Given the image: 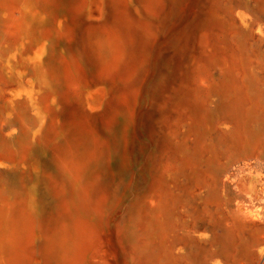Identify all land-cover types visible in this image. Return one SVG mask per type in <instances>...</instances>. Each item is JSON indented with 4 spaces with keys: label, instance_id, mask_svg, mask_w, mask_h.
Returning <instances> with one entry per match:
<instances>
[{
    "label": "bare ground",
    "instance_id": "1",
    "mask_svg": "<svg viewBox=\"0 0 264 264\" xmlns=\"http://www.w3.org/2000/svg\"><path fill=\"white\" fill-rule=\"evenodd\" d=\"M20 1L0 0L6 33L35 27L49 39L58 23L51 1L34 0L32 22L16 8ZM58 1L70 23L64 34L71 58L36 68L67 102L75 76H84L80 62L93 60L95 75H110L122 54L129 77L152 57L158 38L148 16L157 17L160 0H139L138 21L123 14L127 0H111L117 10L105 30L77 22L81 4ZM251 1L254 9L238 4L245 26L226 25L218 14L219 29L197 39L204 61L147 97L146 104H157V115L153 107L146 112L157 124L141 159L124 156L112 117L104 136L68 114L61 126L45 127L41 141L0 144L7 174L0 172V264H264V0ZM94 37L103 43L94 46ZM139 96L131 100L132 121ZM127 103L120 98L115 113ZM56 133L63 140L53 143ZM45 137L48 155L38 157Z\"/></svg>",
    "mask_w": 264,
    "mask_h": 264
},
{
    "label": "rangeland",
    "instance_id": "2",
    "mask_svg": "<svg viewBox=\"0 0 264 264\" xmlns=\"http://www.w3.org/2000/svg\"><path fill=\"white\" fill-rule=\"evenodd\" d=\"M49 1H51L50 10L57 16L55 21L57 19L58 23L53 25L49 23L51 29L48 34L49 39L46 40L40 38L35 27L28 32L22 29L13 35L7 34L2 24L8 16L0 10V144H10L21 140L24 136L39 141V137L42 138L40 133L45 127L50 124L61 126L68 114L86 118L91 128L104 136L108 134L105 122L112 117L118 130H122L124 156L130 161H133L135 154L141 159V152L148 141L149 129L157 124L156 117L146 114L153 107L150 110L157 115V104L152 101L146 104L145 100H149L147 97L151 96L155 88L163 86L166 80L170 83L178 81L181 71L189 74L195 63L204 61V48L197 39L202 31L219 29L221 24L217 23L218 14L227 17V20H224L226 25L230 24L228 20H232L236 27L245 26L242 18L243 7L238 4L252 2L251 0H240V2L239 0H160L157 17L147 15L148 19H152L149 22L152 23V29L158 38L157 44L150 53L152 57L141 60L129 77H124L125 60L122 54H119L117 69L110 75H95L93 68L96 67V63L93 60L92 63L88 61L93 68L80 62L78 67L83 71L84 76H75V88L67 102L54 84H49L52 85L50 87L45 85L36 68L40 62L43 64L52 60L55 62L57 58H65L69 61L71 58L64 34L65 26L68 27L70 23L65 22L68 21V16L62 10L63 3L58 0ZM74 1L81 4L78 6V15L74 17L81 25L83 22L101 30L112 25L117 8L111 0H86L84 3L80 0ZM139 2V0L126 1L127 6L122 7L125 17L132 16L131 18L136 21L138 19L135 17L143 18L144 12ZM255 6L252 2L251 8L254 9ZM16 8L25 12L28 22L34 20L31 14L35 15L36 11L39 14L34 0L33 6L32 3L28 4L27 1L21 0ZM31 25L34 26L33 23ZM101 39L94 37L95 43L99 42L94 43V46L100 45ZM211 45L220 51L223 50L221 45L217 46L213 40ZM47 48L50 49L49 52L46 51ZM79 48H82L80 43ZM220 65L221 63L212 67L211 72L214 77L220 76ZM135 93L140 96L132 121L131 100ZM122 97L128 103L125 107L118 106L115 113L114 108ZM52 137L53 143L63 140V137L57 133ZM47 140H51V137ZM45 141L46 137L41 143L38 142L36 156L42 153L48 155ZM5 170V167L0 166L2 175H7L4 173Z\"/></svg>",
    "mask_w": 264,
    "mask_h": 264
}]
</instances>
